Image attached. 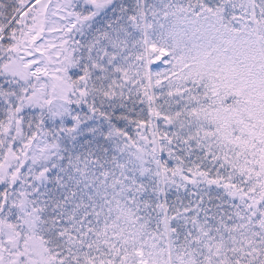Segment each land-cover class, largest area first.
<instances>
[{
  "label": "snow or ice",
  "instance_id": "snow-or-ice-1",
  "mask_svg": "<svg viewBox=\"0 0 264 264\" xmlns=\"http://www.w3.org/2000/svg\"><path fill=\"white\" fill-rule=\"evenodd\" d=\"M0 264H264V0H0Z\"/></svg>",
  "mask_w": 264,
  "mask_h": 264
}]
</instances>
